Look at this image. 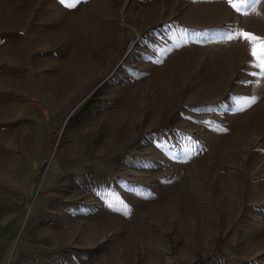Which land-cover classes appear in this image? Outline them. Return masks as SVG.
Masks as SVG:
<instances>
[{"label":"rangeland","instance_id":"374dc122","mask_svg":"<svg viewBox=\"0 0 264 264\" xmlns=\"http://www.w3.org/2000/svg\"><path fill=\"white\" fill-rule=\"evenodd\" d=\"M241 11L0 0V264H264V80L222 39L264 38V0Z\"/></svg>","mask_w":264,"mask_h":264},{"label":"snow or ice","instance_id":"6c2138e0","mask_svg":"<svg viewBox=\"0 0 264 264\" xmlns=\"http://www.w3.org/2000/svg\"><path fill=\"white\" fill-rule=\"evenodd\" d=\"M79 2L80 0H60V3L66 7H74L75 4ZM259 2L260 0H227L229 6L241 14H247V12H242V9L250 8L254 10L256 4ZM222 39L228 42L237 39L248 42L250 44V55L252 57L250 67L257 69V71L252 72L251 75L259 78V80H264V38L257 37L254 34L240 30L239 32L229 31L223 34ZM255 102L256 99L253 97L245 102V107H251V105ZM126 209L127 206L125 205V214H127Z\"/></svg>","mask_w":264,"mask_h":264}]
</instances>
